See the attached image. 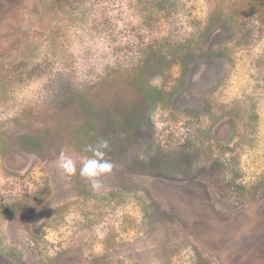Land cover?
<instances>
[{
  "label": "rangeland",
  "instance_id": "374dc122",
  "mask_svg": "<svg viewBox=\"0 0 264 264\" xmlns=\"http://www.w3.org/2000/svg\"><path fill=\"white\" fill-rule=\"evenodd\" d=\"M0 264H264V0H0Z\"/></svg>",
  "mask_w": 264,
  "mask_h": 264
},
{
  "label": "clouds",
  "instance_id": "9594fccd",
  "mask_svg": "<svg viewBox=\"0 0 264 264\" xmlns=\"http://www.w3.org/2000/svg\"><path fill=\"white\" fill-rule=\"evenodd\" d=\"M109 142L106 139H99L95 146L89 145L85 151L91 152V156L82 157L80 161L79 175L90 182L93 191H101L104 188L102 177L111 174L116 167L106 158ZM57 166L65 176H73L77 173V162L72 156L61 151Z\"/></svg>",
  "mask_w": 264,
  "mask_h": 264
}]
</instances>
